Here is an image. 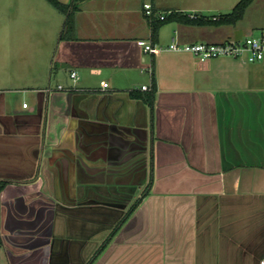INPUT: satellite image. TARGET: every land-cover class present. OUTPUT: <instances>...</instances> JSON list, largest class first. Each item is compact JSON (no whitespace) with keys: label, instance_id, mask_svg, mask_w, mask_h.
<instances>
[{"label":"crops","instance_id":"0c3cea01","mask_svg":"<svg viewBox=\"0 0 264 264\" xmlns=\"http://www.w3.org/2000/svg\"><path fill=\"white\" fill-rule=\"evenodd\" d=\"M54 1L74 3L0 0L16 37L0 52L23 54L0 62V264H262L264 89L221 79L230 57L138 44L241 38L178 21L154 35L143 0H81L63 37Z\"/></svg>","mask_w":264,"mask_h":264},{"label":"rangeland","instance_id":"374dc122","mask_svg":"<svg viewBox=\"0 0 264 264\" xmlns=\"http://www.w3.org/2000/svg\"><path fill=\"white\" fill-rule=\"evenodd\" d=\"M195 2H199L204 8H207L209 11L206 14L209 16H220L230 13L239 0H195ZM11 24H15V21H11L10 19H8V21L0 19L1 29L7 28V26H12ZM10 28L12 27H8L6 30H9ZM219 29L221 31V33H218L219 38L240 37L243 39L248 35H253L255 37L259 36L264 30V0H255L247 8L243 18L236 25H223L219 27ZM6 38L9 44V40L14 42L13 38L16 37L4 38L0 36V44H2ZM9 45H12V43ZM8 50L9 49L6 51ZM9 52L10 53L0 52V62H3V65L6 64L8 70H12V67L20 63V57L23 54ZM2 55L5 56L2 57ZM16 57L19 58L16 59ZM231 59L233 58H230L228 64H223L222 67H220L219 77L221 79L232 84L239 83L246 90L251 88L264 89V60L257 63H249L247 61L244 62Z\"/></svg>","mask_w":264,"mask_h":264},{"label":"built area","instance_id":"2783aa9c","mask_svg":"<svg viewBox=\"0 0 264 264\" xmlns=\"http://www.w3.org/2000/svg\"><path fill=\"white\" fill-rule=\"evenodd\" d=\"M143 10L146 17L151 21L164 20L168 13L157 10L153 4V0H143ZM195 15H190L194 18ZM218 17H214L217 20ZM138 44L144 48L146 53H160L165 51L183 52L193 55L201 62L209 61L213 58L230 57L247 61L249 63H257L264 60V30L257 37L247 36L243 39H229L222 43H195L180 45L175 40L166 47L152 45L146 41H138ZM151 71V69H150ZM72 79H77V73L71 74ZM103 87L107 88L108 84L104 83ZM63 89L62 86L58 87ZM143 90H150L149 86H143ZM27 104L24 105L26 107ZM264 264V259L261 262Z\"/></svg>","mask_w":264,"mask_h":264},{"label":"trees","instance_id":"16d2710c","mask_svg":"<svg viewBox=\"0 0 264 264\" xmlns=\"http://www.w3.org/2000/svg\"><path fill=\"white\" fill-rule=\"evenodd\" d=\"M81 0H74V3L71 5H62L56 1H54V6L62 13L67 15L65 29L62 34L63 37L69 35L71 31L74 30V21L72 19L73 13L78 9V3ZM255 0H239V2L235 5L233 10L225 15L215 16L218 17L217 20H214V17H203V16H195L194 18H190L188 15L183 13L173 12L170 15H166L164 20H154L152 21V30L155 35L158 29L171 21L183 22L193 26H201L205 24H211L216 26L222 25H235L237 24L244 16L247 8L254 2Z\"/></svg>","mask_w":264,"mask_h":264},{"label":"water","instance_id":"95a60500","mask_svg":"<svg viewBox=\"0 0 264 264\" xmlns=\"http://www.w3.org/2000/svg\"><path fill=\"white\" fill-rule=\"evenodd\" d=\"M133 221H134V220H133ZM133 221H132V222H133Z\"/></svg>","mask_w":264,"mask_h":264}]
</instances>
